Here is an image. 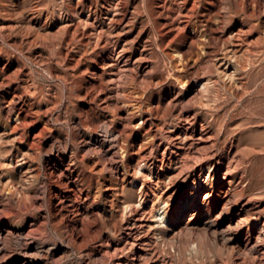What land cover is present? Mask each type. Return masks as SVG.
I'll return each instance as SVG.
<instances>
[{
  "label": "rangeland",
  "instance_id": "rangeland-1",
  "mask_svg": "<svg viewBox=\"0 0 264 264\" xmlns=\"http://www.w3.org/2000/svg\"><path fill=\"white\" fill-rule=\"evenodd\" d=\"M232 43L245 48L244 87L222 88L232 100L217 104L218 123L264 130V0H0V224L24 233L33 224L39 249L64 247L51 264H132L119 211L126 174L165 120L196 107L195 81L215 76ZM104 124L123 148L119 173L86 145ZM248 166L264 183V152ZM251 226L239 233L243 251L209 236L208 252L187 259L146 229L149 264H264V241L246 254Z\"/></svg>",
  "mask_w": 264,
  "mask_h": 264
},
{
  "label": "bare ground",
  "instance_id": "bare-ground-1",
  "mask_svg": "<svg viewBox=\"0 0 264 264\" xmlns=\"http://www.w3.org/2000/svg\"><path fill=\"white\" fill-rule=\"evenodd\" d=\"M244 51L241 44L232 43L216 57L215 76L198 78L197 89L189 96L196 107L177 122L165 120L162 141L156 143L154 136L151 154L138 153L134 174H126L119 211L125 216L127 242L137 248L132 264H149L153 259L148 229L161 237V243L177 245L186 259L208 252L209 236L223 251H241L244 245L239 233L245 224H253L243 242L246 254H255L264 241V229L256 226L264 216V183L254 179L248 166L250 158H260L264 152V130L255 125L219 124L220 111H216L224 108L217 104L232 100L222 88L244 87L238 64ZM100 129L101 139L91 138L86 145L119 173L114 159L118 149H123L119 136L107 124ZM246 136L249 142L244 140ZM32 227L24 233L16 231L12 223L0 224V264H51L53 255L66 257L67 250L57 244H45L42 249L35 246Z\"/></svg>",
  "mask_w": 264,
  "mask_h": 264
}]
</instances>
